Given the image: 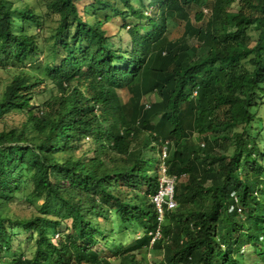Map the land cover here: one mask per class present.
Wrapping results in <instances>:
<instances>
[{"label":"trees","instance_id":"trees-1","mask_svg":"<svg viewBox=\"0 0 264 264\" xmlns=\"http://www.w3.org/2000/svg\"><path fill=\"white\" fill-rule=\"evenodd\" d=\"M138 1L0 0V264H264V0H180L181 37L148 57L168 0ZM160 163L176 202L162 221Z\"/></svg>","mask_w":264,"mask_h":264},{"label":"rangeland","instance_id":"rangeland-1","mask_svg":"<svg viewBox=\"0 0 264 264\" xmlns=\"http://www.w3.org/2000/svg\"><path fill=\"white\" fill-rule=\"evenodd\" d=\"M134 2L136 4H139L138 0H134ZM88 4L87 1L81 2V6ZM147 15L150 14V8L146 13ZM188 18V13L187 11L184 9V7L180 4V0H168V4L166 7V19H167V29L165 34L162 36V38L154 43L152 45L151 48H149L148 50H146L144 52V54L146 55V57H148L151 53H154L159 47L164 46L167 42L169 41H174L176 39H178L179 37H181L183 31H184V25H185V21ZM120 23L116 22V19H112L110 23H106L104 28L108 31L109 35H116L117 31H118V25ZM126 24H127V28L130 27V29H134L139 32V33H144V21L140 20L138 18H127L126 20ZM56 25V21L55 19L51 18L50 20L46 21L45 24V28H44V32L43 35L45 37H47V39L49 41H51V34L54 32V27ZM37 30V29H36ZM121 34L123 35V39L120 43V47L125 48L127 45L128 47L131 46V42L128 40L129 38L126 37V33L121 32ZM251 35H253V37L255 38L256 35L254 32H250ZM111 41L113 43H118V39L116 38V36H113ZM45 54L41 53L38 57V60L43 61ZM263 58H264V54H263ZM143 59H145V57H143ZM33 63V62H32ZM5 64H9V61H6L4 56L0 55V93L3 92L5 86L7 85V83H9V76L11 75L10 72L12 71L10 69V66H7L6 68H3ZM29 66V63L27 64L26 67ZM154 66H156V63H154ZM41 99V97H40ZM152 100V97L151 99ZM149 105L147 102V99H144V102L142 103V105L139 108L134 109L133 112V116H132V122H137V119L139 118V116L141 115L142 112V108H144L145 106ZM163 105L165 106V103H163ZM0 128H2V126L0 125ZM171 125L169 123H167V125L165 126V128L162 130V134L163 137L168 134V132L171 129ZM210 148V145H208ZM165 150L167 153V146L165 147ZM152 155H151V145H149L148 147V157H147V162H148V175L152 172V170L154 168H157V165H153V161H152ZM165 166L164 164L160 163V167L159 169V173L161 172V168ZM170 176V175H169ZM171 177V176H170ZM164 180L163 175H159V189L161 186L162 181ZM172 190V189H170ZM26 194L28 195L29 199H30V203L34 206V207H39L42 203H43V198L41 196H37L35 195L32 191H31V187L28 186V188L26 189ZM22 202L25 203V206H19V207H28L27 201H24L22 199ZM16 232L19 236L18 239H16L15 241V246H16V252L18 254H24L27 257H31L36 249V242L28 237V233H26L24 230L17 228ZM123 232H120L118 234V239L119 242L121 244H124L126 242V248L128 249L129 253H132L134 255H136L137 258H140L141 252L139 250H137L136 246L134 245L133 242V238L130 237V235L133 233L130 231H128V236H123L122 235ZM141 235L140 230H138L136 233H134V237H139ZM55 238H57L55 236ZM114 238H116L114 236ZM85 247V246H83ZM150 253H147V257L150 256ZM150 261V258H149ZM151 263V262H149Z\"/></svg>","mask_w":264,"mask_h":264},{"label":"built area","instance_id":"built-area-1","mask_svg":"<svg viewBox=\"0 0 264 264\" xmlns=\"http://www.w3.org/2000/svg\"><path fill=\"white\" fill-rule=\"evenodd\" d=\"M168 153L165 150V147L162 149V158L167 157ZM161 175H163L164 180L161 183L160 189L158 188L157 193L152 196V201L156 206L158 211L159 220L162 221L164 217L165 206L167 209L174 208L176 206V202L173 197L174 183L175 177L169 176L167 171V166H163L161 168ZM172 189V190H170ZM159 237V232L157 231L155 235H153V240Z\"/></svg>","mask_w":264,"mask_h":264}]
</instances>
